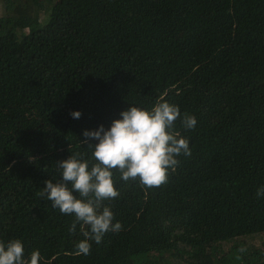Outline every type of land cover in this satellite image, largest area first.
Segmentation results:
<instances>
[{"label":"trees","instance_id":"1","mask_svg":"<svg viewBox=\"0 0 264 264\" xmlns=\"http://www.w3.org/2000/svg\"><path fill=\"white\" fill-rule=\"evenodd\" d=\"M160 100L195 116L173 129L191 155L158 187L113 170L102 203L122 228L79 253L81 222L38 193L62 181L57 161L95 163L85 130ZM262 186L264 0H0L5 246L39 264H264Z\"/></svg>","mask_w":264,"mask_h":264},{"label":"clouds","instance_id":"2","mask_svg":"<svg viewBox=\"0 0 264 264\" xmlns=\"http://www.w3.org/2000/svg\"><path fill=\"white\" fill-rule=\"evenodd\" d=\"M71 115L79 119L82 113L75 110ZM177 119L182 120L186 130L197 123L195 116L185 113L181 117L179 106L164 100L157 101L150 110L130 105L109 128L101 124L98 129L84 131L81 142L93 149L95 163L90 166L80 153L57 161L62 181L48 179L38 195L50 200L62 214L75 215L70 232L74 233L76 223L81 222L85 239L76 245L79 253L89 254L90 241L99 243L108 231L122 228L120 222L113 223L114 213L102 203L119 195L113 170L119 171L124 181L138 180L145 187H158L167 182L169 169H176L181 154L191 155L188 139L173 132ZM261 196L264 186L257 190V197ZM40 259L38 251L25 258L19 239L6 246L0 242V264H39Z\"/></svg>","mask_w":264,"mask_h":264}]
</instances>
